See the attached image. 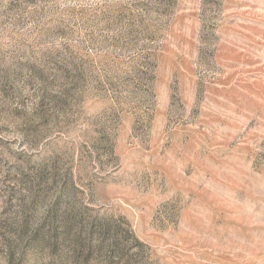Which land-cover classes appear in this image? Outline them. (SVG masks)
I'll return each instance as SVG.
<instances>
[{"label":"rangeland","instance_id":"obj_1","mask_svg":"<svg viewBox=\"0 0 264 264\" xmlns=\"http://www.w3.org/2000/svg\"><path fill=\"white\" fill-rule=\"evenodd\" d=\"M0 264H264V0H0Z\"/></svg>","mask_w":264,"mask_h":264}]
</instances>
